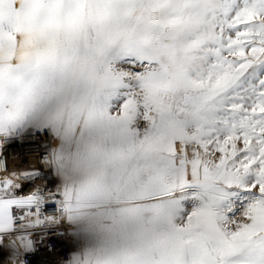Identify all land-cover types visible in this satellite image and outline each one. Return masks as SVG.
<instances>
[{
  "label": "snow or ice",
  "instance_id": "snow-or-ice-1",
  "mask_svg": "<svg viewBox=\"0 0 264 264\" xmlns=\"http://www.w3.org/2000/svg\"><path fill=\"white\" fill-rule=\"evenodd\" d=\"M0 264H264V0H0Z\"/></svg>",
  "mask_w": 264,
  "mask_h": 264
},
{
  "label": "bare ground",
  "instance_id": "bare-ground-1",
  "mask_svg": "<svg viewBox=\"0 0 264 264\" xmlns=\"http://www.w3.org/2000/svg\"><path fill=\"white\" fill-rule=\"evenodd\" d=\"M8 162L11 166L18 168H25L29 164L39 165L40 152L32 151L28 143L13 144L8 149Z\"/></svg>",
  "mask_w": 264,
  "mask_h": 264
},
{
  "label": "built area",
  "instance_id": "built-area-1",
  "mask_svg": "<svg viewBox=\"0 0 264 264\" xmlns=\"http://www.w3.org/2000/svg\"><path fill=\"white\" fill-rule=\"evenodd\" d=\"M21 143H16V145H20ZM35 166H38V165H36V164H29V165H27L25 168H29V167H35ZM61 250H63V249H61Z\"/></svg>",
  "mask_w": 264,
  "mask_h": 264
}]
</instances>
